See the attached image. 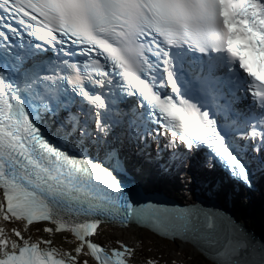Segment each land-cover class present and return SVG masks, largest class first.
<instances>
[{
  "label": "snow or ice",
  "instance_id": "snow-or-ice-1",
  "mask_svg": "<svg viewBox=\"0 0 264 264\" xmlns=\"http://www.w3.org/2000/svg\"><path fill=\"white\" fill-rule=\"evenodd\" d=\"M127 150L165 174L198 164L254 190L264 0H0V220L49 222L96 264L135 259L91 239L104 223L191 234L216 264H264V241L231 217L142 202ZM13 234L0 228V264H88Z\"/></svg>",
  "mask_w": 264,
  "mask_h": 264
},
{
  "label": "water",
  "instance_id": "water-1",
  "mask_svg": "<svg viewBox=\"0 0 264 264\" xmlns=\"http://www.w3.org/2000/svg\"><path fill=\"white\" fill-rule=\"evenodd\" d=\"M152 203H156L159 204L162 207H167V208H174V206L176 205L175 203L177 202H173L172 200H168L164 195H154L152 196ZM202 208H204L205 210L207 209L203 204H201ZM177 209H185V208H181L178 207ZM211 211H215V212H220L222 214H225L229 217H231L238 225L242 226L244 228L245 231H247L248 233H250L257 242H262L264 241V235L263 234H257L254 230L249 229L246 225L237 222V220L235 219L234 216H232L231 214H229V212H225L223 210H220L219 208L216 209L213 208ZM148 227L152 228V233L151 232H147L146 230H140L137 232H132L131 229H122L120 232L123 236L129 237L131 234H134L136 237L139 236H143L145 237L148 242L155 246V249L157 252L166 255V256H170L169 255V250L171 247L172 242H177L178 246H180V250L183 249L184 247L188 246V252L192 253L193 255H201L206 263L208 264H216V261L213 259V253L207 250V246L202 242V241H197L195 239H193V237L191 236V234L185 235L184 233L177 231L174 235L173 234H167L165 235L163 232L157 231L155 228L151 227L148 225ZM164 240H168V245L164 246ZM171 241V242H169ZM75 243H77L79 245V243L77 241H75ZM177 257V254L174 253V258ZM169 260H171V258L168 257ZM173 259V257H172ZM173 261V260H171ZM177 261V260H174ZM176 263V262H175ZM178 263V262H177Z\"/></svg>",
  "mask_w": 264,
  "mask_h": 264
},
{
  "label": "rangeland",
  "instance_id": "rangeland-1",
  "mask_svg": "<svg viewBox=\"0 0 264 264\" xmlns=\"http://www.w3.org/2000/svg\"><path fill=\"white\" fill-rule=\"evenodd\" d=\"M121 230L118 228L112 229V230H107L101 232V234L98 237V240H100L102 243H105L107 245L115 246V247H120V244H127L126 239H124V236L120 232ZM130 239H132L131 243L135 246L141 248L137 253H136V258H140L143 261L148 260L160 262V263H166L169 262V264H175L179 261V264H208L206 263L205 259L201 255H193L192 253L188 252V246L184 247L183 249L180 250V246H178L177 242H172L170 250H169V255L166 256L163 255L159 252L156 251L155 246L151 245L147 239L143 238L142 241L139 243L138 239L134 234H131ZM130 243V245H131ZM129 244V243H128ZM164 246L168 245V241L164 240L163 243ZM174 253L177 254V257L174 258ZM171 258V260L168 259ZM173 257V259H172ZM177 260V261H174ZM89 264H92L91 262Z\"/></svg>",
  "mask_w": 264,
  "mask_h": 264
},
{
  "label": "bare ground",
  "instance_id": "bare-ground-1",
  "mask_svg": "<svg viewBox=\"0 0 264 264\" xmlns=\"http://www.w3.org/2000/svg\"><path fill=\"white\" fill-rule=\"evenodd\" d=\"M15 223L19 227H21L22 229H23V226H25L24 223L23 222H20V221H16ZM45 227H53L54 228L55 226L52 225L51 223L48 224V225H46V224L36 225V226H33L32 229H29V230H26L25 229V230H23L24 233L22 231L21 232L26 237L30 236L32 240H34V236H37L40 240L49 239V240L52 241V247H55L57 249L59 248L60 250H63L62 252H66V253H70L71 252L72 255H78V257H80V256L81 257L82 256L84 257L83 253H81V254H76L75 253V248L78 246V244L77 243H74L73 238L74 239H76V238H75V236L72 233H69V232H54V233H51L50 234V233H47V232H45L43 230ZM136 238L138 239L139 243H141V242H144L142 240L145 237L139 236V237H136ZM124 239H126V243H127L125 245H127L130 248H133L135 250V256H136V253L141 249V248H138L139 245H138V247L135 246V245H133L131 243L132 239H130V237L124 236ZM130 243H131V245H130ZM79 261H82V260L79 259ZM135 261L137 262V260H135ZM141 261H142V263H144V261L142 259H141ZM136 264H141V263L140 262H137ZM144 264H148V262H145ZM176 264H179V261Z\"/></svg>",
  "mask_w": 264,
  "mask_h": 264
},
{
  "label": "trees",
  "instance_id": "trees-1",
  "mask_svg": "<svg viewBox=\"0 0 264 264\" xmlns=\"http://www.w3.org/2000/svg\"><path fill=\"white\" fill-rule=\"evenodd\" d=\"M257 180L259 182V184L261 185V192L259 193V199H258V202H257V207H260L261 208V212H260V215L262 217V221L264 223V177H261L260 173L257 175ZM241 216H239L240 219H243L246 215V212L245 210L241 211L239 213ZM253 226H257L259 225V222L258 220L255 218L254 221H253ZM262 226H264V224H262Z\"/></svg>",
  "mask_w": 264,
  "mask_h": 264
}]
</instances>
